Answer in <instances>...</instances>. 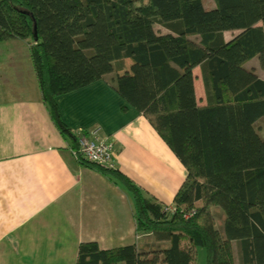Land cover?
<instances>
[{
  "label": "trees",
  "instance_id": "16d2710c",
  "mask_svg": "<svg viewBox=\"0 0 264 264\" xmlns=\"http://www.w3.org/2000/svg\"><path fill=\"white\" fill-rule=\"evenodd\" d=\"M228 29L240 31L226 40ZM9 38L29 42L42 97L74 148L77 134L57 96L126 69L129 57L117 90L188 171L171 205L79 152L81 162L132 192L138 237L110 248L81 241L76 264H196L199 246L205 264H236L233 240L241 264H264V136L256 125L264 117V78L246 66L258 55L264 68V0H0V41ZM196 65L206 104L196 94Z\"/></svg>",
  "mask_w": 264,
  "mask_h": 264
},
{
  "label": "crops",
  "instance_id": "0c3cea01",
  "mask_svg": "<svg viewBox=\"0 0 264 264\" xmlns=\"http://www.w3.org/2000/svg\"><path fill=\"white\" fill-rule=\"evenodd\" d=\"M233 30L240 31L225 30L226 40L234 34L225 32ZM196 36L191 37L199 40ZM30 55L27 40L0 41V264H76L81 241L96 240L103 248L136 241L132 192L75 156L73 137L59 129L42 97ZM124 63L126 69L59 94L62 118L75 134L100 126L115 141V167L147 194L173 205L187 168L150 120L117 90L115 79L132 60L125 57ZM246 66L264 78L258 55ZM194 74L198 101L206 104L200 65Z\"/></svg>",
  "mask_w": 264,
  "mask_h": 264
},
{
  "label": "built area",
  "instance_id": "2783aa9c",
  "mask_svg": "<svg viewBox=\"0 0 264 264\" xmlns=\"http://www.w3.org/2000/svg\"><path fill=\"white\" fill-rule=\"evenodd\" d=\"M77 143L78 147H73V152L77 158L80 152L83 157L89 160L111 167L116 166L115 141L109 134H103L100 126L88 130L79 128L77 130ZM186 215H190V212Z\"/></svg>",
  "mask_w": 264,
  "mask_h": 264
},
{
  "label": "rangeland",
  "instance_id": "374dc122",
  "mask_svg": "<svg viewBox=\"0 0 264 264\" xmlns=\"http://www.w3.org/2000/svg\"><path fill=\"white\" fill-rule=\"evenodd\" d=\"M209 3L214 4V0H209ZM156 29L158 31H161V30H163V26L161 24L157 23ZM235 32H237V31H235V30L226 31L225 36L230 37ZM196 38L199 39L200 37L196 36ZM258 128L264 130V125H262V123H260ZM260 133L264 136V132H260ZM213 212H214V216L217 220V223H216L217 227L222 229V227H223V210L220 207H216V208H214ZM144 236H146V235H144ZM235 254H236V264H241L240 255L238 254V242L237 241H235ZM205 263H206V248L204 246H199L196 264H205Z\"/></svg>",
  "mask_w": 264,
  "mask_h": 264
}]
</instances>
